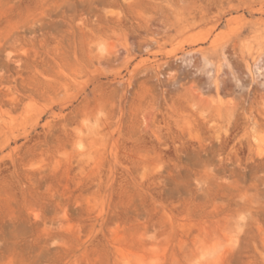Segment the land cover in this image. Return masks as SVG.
Segmentation results:
<instances>
[{
    "label": "rangeland",
    "instance_id": "374dc122",
    "mask_svg": "<svg viewBox=\"0 0 264 264\" xmlns=\"http://www.w3.org/2000/svg\"><path fill=\"white\" fill-rule=\"evenodd\" d=\"M0 264H264V0H0Z\"/></svg>",
    "mask_w": 264,
    "mask_h": 264
}]
</instances>
